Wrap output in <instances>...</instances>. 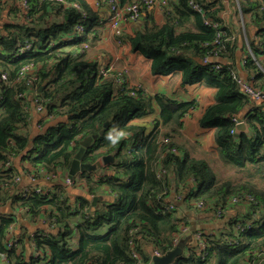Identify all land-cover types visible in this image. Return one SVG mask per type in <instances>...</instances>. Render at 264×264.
<instances>
[{"label":"trees","instance_id":"16d2710c","mask_svg":"<svg viewBox=\"0 0 264 264\" xmlns=\"http://www.w3.org/2000/svg\"><path fill=\"white\" fill-rule=\"evenodd\" d=\"M27 1L30 7L23 11L16 7L14 0H0V23L6 8L10 19L22 20L0 24V69L13 79L26 63L39 67V95L46 101L43 122L51 123V126L43 134L29 138L25 130L26 112L15 98L17 91L26 88L22 84L9 87L0 84V198L5 188L12 185L13 172L4 170L5 163L12 157L22 154L21 160L35 169L66 173L79 142L97 135L106 122L107 129L84 151L81 162L94 163L98 157L113 153L117 158L113 170L124 180L96 173L98 177L94 181V172L85 173L89 174L86 176L82 173L76 176L78 179H73V188L84 191L83 196L76 195L72 199L63 186L55 187L49 196H17L18 206L32 216L52 217L58 230L35 237L33 251L28 254L22 241L17 249L6 250L3 241L11 219H1L0 254L5 256L6 264H136L127 247V232L132 227L140 230L137 250L145 263L149 257L144 246L149 245L163 253L171 247L173 236L180 227L188 225L185 217L177 214V208L165 210L162 207L167 204L164 199L168 193L184 188H187L186 196L181 201L187 209L196 201L221 207L230 196L240 193L252 196L255 204L238 205L247 210L243 220L217 218L224 224L205 236V256L196 248L185 251L184 247L172 264H239L254 250L264 247V105H258L252 113L246 112L243 116L247 132L237 136L231 133L233 117L244 110L248 99L231 78L233 65L221 64L220 69L213 71L201 63L202 57L213 49L210 43L214 39L213 30L203 25L201 15L191 11L186 0L171 1L161 27H146L127 41L133 52L150 61L153 75L175 72L180 74L182 85L201 83L215 89L214 103L203 112L199 124L203 128H214L217 157L228 172L223 176L217 175L203 159L189 155L180 159L177 153L170 151L172 148L179 151L170 138L180 128L182 116L193 107L190 102L177 104L166 98H155L162 121L156 124L166 130L154 133L156 125L144 139L146 142L139 143L141 130L126 126V122L151 114L153 100L141 94L139 89L123 86L116 90L110 79L97 77L96 64L85 59L80 45L92 43L96 35L91 28L101 26L84 0H63L79 4L87 13L82 37L71 41L62 38L79 17L75 9L55 1ZM128 1L120 0L121 3ZM263 5L264 0L239 3L240 14L248 15L249 23H255L257 28L255 41L247 39L249 50L244 57V67L254 74L252 85L259 86L257 88L262 85L254 84V80L264 77V67L259 63L264 57V9H259L264 8ZM202 7L205 17L219 21L225 6L222 0H211V3L204 1ZM229 16L230 25L224 27V50L220 51L219 57L234 59L236 44L235 40H230L234 30L233 33L230 31L233 20ZM53 17H61L63 21L66 17V21H46ZM176 27L184 29L176 32ZM88 32L93 33L91 40L85 37ZM19 39H29L32 47L31 51L15 58L12 51ZM204 43L208 45L203 46ZM133 90L137 91L134 96L130 95ZM60 117L65 121H55ZM120 134L126 135L117 139ZM130 138L133 143L129 142ZM165 138L171 141L161 144ZM155 172L159 174L158 179ZM104 188L114 195V200L101 196ZM89 196H100L102 200L92 207ZM84 208H87L86 212ZM76 218L78 221L73 226ZM246 221H251L250 225L235 233L234 226L238 222L245 225ZM104 228L107 231L101 235ZM73 233L77 239L72 247ZM189 237V234L183 236L179 243ZM229 241L236 243L229 244Z\"/></svg>","mask_w":264,"mask_h":264},{"label":"crops","instance_id":"0c3cea01","mask_svg":"<svg viewBox=\"0 0 264 264\" xmlns=\"http://www.w3.org/2000/svg\"><path fill=\"white\" fill-rule=\"evenodd\" d=\"M246 0H222L224 11L229 12L228 16L232 18L231 25L234 30V33L231 34L230 40H235L236 49L234 53V59H227L226 57L211 58L210 62L212 64H231L234 66V71L236 72L239 79L244 81H252L254 74H250L245 67L240 66L241 59H244L245 53L247 52V39L255 41L257 28L255 23H249L250 18L248 15H241L239 3H244ZM88 9L95 16V20L98 21L101 27L94 26L91 28V31H95L96 39L89 43V49L84 50L85 59L88 62H94L97 66L96 75L99 78V71L101 69L106 70L104 79H110L114 85H116V90H120L123 86L128 88L139 89L141 94L153 100L152 103V113L129 119L126 122V126L135 127L141 130V137L139 143H145L148 135L152 133L154 127L157 125V122L161 123L160 117V107L155 101V98H166L171 101H174L177 104L181 103H192V108L188 109L186 113L180 119L181 126L178 129L177 133L173 134L170 138L173 143L179 147V151L176 153L180 159L184 158L185 155L197 159L205 160L212 170L217 174L223 176L225 165L218 159L216 153V144L214 141V128H203L200 127L199 120L203 112L214 103L215 89L202 85L201 83H194L191 85H182L180 74L170 73L167 75H153L150 72V61L141 55L138 52H133L131 46L127 41L129 38L134 36L138 31L144 30L146 27L158 26L161 27L165 21V10L169 7L157 8L152 7L144 9L139 18L134 22H128L122 25V32L120 37H114L112 32L108 29V26L103 23L108 15L107 7L105 4L100 3L99 0H84ZM170 1L168 2L169 5ZM8 8L4 11V19L1 23H11V21H22L21 19H10L11 15L6 14ZM6 16V18H5ZM228 17L225 18V23L230 25L227 21ZM246 22V29L244 27V21ZM46 21L49 23H59L65 22L61 17L47 18ZM0 23V24H1ZM20 23V22H19ZM185 27L191 28L189 24H185ZM184 27H176L175 31H182ZM1 31V30H0ZM92 32L85 34V37L91 40ZM119 41V42H118ZM263 58V57H262ZM261 59L259 61L261 62ZM254 84L262 85L264 87V77H258L257 80H254ZM259 87V86H257ZM27 111H26V124L25 130L29 138H34L36 135H41L45 132L47 127H50L51 123H44L45 117L42 114L36 113L34 105L30 99L27 97L26 100ZM264 105V104H262ZM244 115L247 111V104L244 108ZM243 115V116H244ZM243 118V117H242ZM242 118L240 120H242ZM65 121L64 117H60V120H55L57 122ZM67 121V120H66ZM54 121H52L53 123ZM246 126V125H245ZM161 132L165 131L164 127H160ZM113 131V129H112ZM115 134V131L112 135ZM126 134H120L117 136L123 137ZM116 139V138H115ZM169 139V140H170ZM170 140V141H171ZM129 142L133 143V139L130 138ZM138 143V144H139ZM73 145V144H72ZM72 145L70 147H72ZM145 147L141 149L144 151ZM113 154V153H112ZM164 153L160 154V159L164 156ZM22 154L12 157L10 159L11 169L14 170L15 174L21 176L18 183L8 186L1 193L0 207H1V219H11V231L7 230L4 240L10 237H20V242L23 245L25 252L28 254L33 251L29 235L34 232H50L56 233L58 228L50 226L42 221L43 216H32L25 208L18 206L16 202V197L19 194L21 188L25 186L32 185L29 183L27 177L22 176V171L28 170L33 171V167L27 162L21 160ZM101 157V156H100ZM115 159V163L117 158ZM114 164L103 165L100 169L103 170L104 176L118 177L120 180H124L123 176H118L113 170ZM97 170V169H96ZM94 171L96 174L98 172ZM227 170V169H226ZM68 170L65 172H60V176L54 178L52 181H47L43 178H37L34 185L54 190L55 187L63 186L70 198H74L77 193L73 191H78L73 187H65L64 178L67 176ZM156 173V172H155ZM221 173V174H220ZM79 175V174H77ZM75 175L72 180L77 176ZM98 177V176H97ZM81 191V190H79ZM78 191V192H79ZM187 188L181 189L178 192H170L168 196L165 197L164 202L173 204L177 208V214L185 217L188 222V225L191 227V231H203L204 233H214L216 230L220 229L224 224L223 220H218L214 215L213 211H193L192 208L187 209L182 201L175 202L174 199L176 195L181 196V200L186 196ZM84 192V191H83ZM82 192V193H83ZM104 199L110 201L114 200V195L107 189L104 188V192L101 195ZM93 197V196H92ZM100 197V196H99ZM101 197V198H102ZM247 213V210L240 206H231L227 209L224 220H243ZM76 221L73 226L76 225ZM107 231V228H104L100 231V234L103 235ZM74 232V231H73ZM71 246H74V243L77 239L76 234L71 235ZM182 244L185 247V251H188V248L194 249L195 244L191 237L184 238ZM4 243V241H3ZM144 250L149 257L153 251L149 245L144 246ZM4 255L0 254V264H6L7 261H4Z\"/></svg>","mask_w":264,"mask_h":264},{"label":"built area","instance_id":"2783aa9c","mask_svg":"<svg viewBox=\"0 0 264 264\" xmlns=\"http://www.w3.org/2000/svg\"><path fill=\"white\" fill-rule=\"evenodd\" d=\"M46 1V0H44ZM48 1H55L62 3L64 7H71L75 9L78 12V19L77 21L71 25L68 29V32L65 33L64 37L62 38L64 41H71L76 38L82 37V34L84 33V25L87 21V13L86 11L77 3H65L63 0H48ZM100 3H103L107 7L108 15L103 23H105L108 26V29L112 32L114 37H120L122 32V25L126 24L128 22H134L136 21L141 12L144 9L157 7V8H163L168 7V2L174 1V0H130L126 3H121L120 0H99ZM187 1V7L193 11L196 14L201 15L203 25L208 27L209 29L213 30L214 32V39L210 43V45L213 47V49L209 52H207L201 59V63L204 65L210 66V68L213 71H217L221 68L220 64H212L210 62L211 58H219L220 51L224 50V44L225 42V18L228 17L229 12L223 11L219 21L213 20L209 17H205L204 8L202 7V4L204 1H207V3H211V0H186ZM14 3L16 7L22 9L23 11H27L30 7L27 0H14ZM264 6V5H263ZM260 10L264 8H259ZM222 20V21H220ZM101 25V24H100ZM119 42V41H118ZM207 43H204L203 46H207ZM83 49H89V45L86 42L81 43L80 45ZM31 41L28 39H19L15 42L14 49L12 51V56L17 58L20 56H23L27 52L31 51ZM248 49V45H247ZM249 50V49H248ZM250 52V51H249ZM251 53V52H250ZM252 59L256 62L252 54H250ZM261 65L264 67V57L262 58ZM245 60L241 59L240 66L244 67ZM39 67L34 65L33 63H26L22 65L19 70L17 71V74L14 76L13 79H9L8 75L0 69V84L4 86H11L14 84H22L26 89L25 91H17L15 93V98L19 101V103L22 105L24 111H27V105L26 100L29 96L36 113L42 114L45 117V103L46 101L43 100L39 95V76H38ZM106 70L101 69L99 71V76L104 77ZM231 78L236 82L239 91L244 94L248 99L247 104V113H252L258 105L264 104V87L263 88H257L252 85V81H244L238 78L235 71H231ZM134 92L137 91H130V95L134 96ZM1 99V94H0ZM47 117V116H46ZM50 118V117H47ZM243 119V118H242ZM243 122V120H239L235 117H233V123L234 126L238 124L239 122ZM160 134L161 129L160 127H157L154 129V133ZM232 134H234V129L231 131ZM169 139L165 138L161 140V144L168 143ZM172 153H176L175 149H170ZM94 164L97 165V167L101 168L103 167L101 158L98 157ZM4 170H11L13 172V178L11 180V184L14 185L19 182L21 176L18 174H15L14 170L11 169L10 161H7L4 165ZM22 176L27 177L29 179V183L32 185L25 186L21 188L19 191L18 197L27 198L33 194L36 195H42V196H49L52 192L50 189L41 188L34 183L36 182L37 178H43L47 181H52L57 176H60V171L55 172H48L43 168H34L33 171L24 170L22 171ZM156 178H159V174L156 173ZM64 185L65 187H73V180L69 177L64 178ZM11 186V185H9ZM76 189V188H74ZM92 196H89V201ZM181 196L178 194L176 195L174 201L179 202L181 201ZM255 200L252 196L240 193L236 195L230 196L225 202L223 206L214 207L213 204L202 202V201H196L190 204L193 211L200 212V211H213L214 215L218 219H223L225 217V214L227 212V209L231 206H238V205H254ZM162 207L165 210H171L174 208L173 204H162ZM1 209V207H0ZM84 212H86L87 208L83 209ZM1 210H0V217H1ZM42 221L50 226L55 225V220L52 217L43 216ZM247 222V221H246ZM251 222V221H250ZM250 222H247L245 225H241L239 222L234 226V232L240 233L245 228H247L250 225ZM11 226L8 227V231L10 233ZM139 228L138 227H132L127 232V247L129 250L130 257L135 261L136 264H152V257H162L166 254V252L173 249L176 245L179 244L180 239L189 234L191 239L193 240L195 244L196 251L201 254L202 256H205L206 251V241L205 236H209L210 233L206 234L203 231H191L190 225H184L180 227V230L178 233L174 234L172 239V245L171 247L161 253L158 250H153L151 255L149 256V259L144 263V260L140 256L138 250H137V238L139 236ZM45 235L44 232H34L29 235L30 243L32 247H34L33 240L35 237H43ZM236 241H229V244H235ZM20 244V237H10L4 241V247L6 250L9 249H17ZM249 257H246L243 261H241L239 264H264V247L254 250ZM37 254H35L36 256ZM4 261L6 262V258L4 257Z\"/></svg>","mask_w":264,"mask_h":264},{"label":"water","instance_id":"95a60500","mask_svg":"<svg viewBox=\"0 0 264 264\" xmlns=\"http://www.w3.org/2000/svg\"><path fill=\"white\" fill-rule=\"evenodd\" d=\"M66 19V17H65ZM244 111H241L236 118L241 119L244 115ZM108 127V122L104 123L103 130H106ZM103 130L99 131L97 135L85 137L79 142V147L76 151V153L73 155L72 160L70 161L67 176L69 178H73L77 174L82 173H91L94 172L97 169V165L94 163H82V156L85 150L89 148L92 142H94L103 132ZM234 136H237L240 132H247V128L244 124V122H239L234 126ZM103 165L108 164H114L115 163V157L114 154H107L100 157ZM73 193H77L79 196H83L84 194L82 191H73ZM89 198V197H88ZM102 200L99 196H93L90 199V205L94 207L96 203L100 202ZM184 249V246L182 243H179L176 245L173 249L166 252V254L162 257H152V264H172L173 261L180 257Z\"/></svg>","mask_w":264,"mask_h":264},{"label":"rangeland","instance_id":"374dc122","mask_svg":"<svg viewBox=\"0 0 264 264\" xmlns=\"http://www.w3.org/2000/svg\"><path fill=\"white\" fill-rule=\"evenodd\" d=\"M106 134H107V133H106ZM98 169H99V170H98ZM97 170H98V172H97V173H98V176H103V170L100 169L99 167H97ZM97 170H96V171H97ZM85 173H87V172H85ZM85 173H84V174H85ZM220 174H221V173H220ZM223 174H224V175H227L228 172H227L226 170H224V173H223ZM86 175H89V174H85V176H86ZM93 177H94V178H93L94 181L97 180V177H96V174H95V173H93ZM75 179H78V177H76ZM113 197H114V196H113Z\"/></svg>","mask_w":264,"mask_h":264},{"label":"clouds","instance_id":"9594fccd","mask_svg":"<svg viewBox=\"0 0 264 264\" xmlns=\"http://www.w3.org/2000/svg\"><path fill=\"white\" fill-rule=\"evenodd\" d=\"M71 25H73V24H71ZM71 25H70V26H71ZM70 26H69V27H70ZM69 27H68V29H69ZM87 44H88V43H87ZM88 45H89V44H88ZM84 50H85V49H84Z\"/></svg>","mask_w":264,"mask_h":264}]
</instances>
